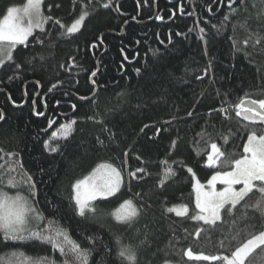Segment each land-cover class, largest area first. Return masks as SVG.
Masks as SVG:
<instances>
[{
  "label": "trees",
  "instance_id": "1",
  "mask_svg": "<svg viewBox=\"0 0 264 264\" xmlns=\"http://www.w3.org/2000/svg\"><path fill=\"white\" fill-rule=\"evenodd\" d=\"M26 2L0 0V21L10 7L22 9ZM105 3L110 7L105 9ZM246 6V12L241 9L238 16L223 21L230 12L227 0H45L42 14L52 19L43 31L30 37L27 46L14 49L11 61L0 66V112L4 114L0 121V177L5 182L10 177L24 181L14 188L5 183L4 190L12 196L29 197L30 176L36 196L29 198L46 218L40 228L59 225L66 229L82 249H91L88 264H99L102 256L107 264H119L120 245L136 251V264H163L165 259L171 264H221L189 260L184 252L191 248L194 254L230 255L250 238L241 232L237 240L221 248L219 231L202 232L197 239L195 232L203 222L189 218L198 211L195 179L206 184L216 171L229 170L227 165L207 166L210 143L221 147L225 159L234 160L243 154L250 132L260 135L264 129L247 125L235 114L242 99H264V52L259 50L264 43L253 51L242 44L244 28L237 26L233 33L237 19L243 23L249 15L255 17L264 4L246 0ZM83 12L88 16L80 30L62 36ZM249 24V30H255V19ZM201 28L206 43L200 39ZM234 35L238 43H234ZM93 71H97L95 86L91 84ZM94 87L95 99L79 100V96L91 97ZM222 107L226 112L215 111ZM73 119L77 123L68 139H54ZM99 121H105L115 134L107 148L96 141L100 136L107 143ZM222 136L227 137L226 144ZM101 164L120 170L124 183L114 196L95 201L96 218L85 220L74 211L73 185ZM11 167L16 168L14 173L9 171ZM138 168L145 172L130 177ZM169 168L174 175L166 177ZM259 195L254 190L246 201L255 204ZM128 200L139 215L122 223L112 214ZM180 205L188 207V216L167 211ZM247 213L245 223L255 225L249 231L258 234L264 230V217L252 208ZM223 230L236 231L227 225ZM92 236L98 239L93 242ZM145 239L147 243L141 245ZM40 258L56 264L65 259L50 245L7 242L0 233V264H30ZM250 261L264 264V246L256 248L245 264Z\"/></svg>",
  "mask_w": 264,
  "mask_h": 264
},
{
  "label": "snow or ice",
  "instance_id": "2",
  "mask_svg": "<svg viewBox=\"0 0 264 264\" xmlns=\"http://www.w3.org/2000/svg\"><path fill=\"white\" fill-rule=\"evenodd\" d=\"M223 3V0H221ZM264 4V0H261ZM42 0H27V4L23 9L10 7L7 10V15L3 21H0V64L5 59L11 61L13 59L12 52L17 45H26L27 38L33 34L34 29L39 28L43 31V24L51 17H45L41 11ZM236 5V7H233ZM254 6V5H253ZM59 7V5H57ZM105 9L110 7V4L105 3L103 5ZM227 7L230 12L223 17V21H228L232 16H238L241 9L247 11L246 0H227ZM212 11L211 8L208 9ZM88 16V12H83L76 19L70 27H67L62 36L71 35L77 33L83 25L85 18ZM255 19V30H249L252 25L249 24V20ZM223 21L221 27H223ZM56 24L64 28L59 20L55 21ZM245 29V38L242 44L247 47L251 46L253 51H256L258 46L264 43V9L256 14L255 17L249 15L243 21L236 20L235 26L233 27V33L236 32V27ZM216 28V25H213ZM220 29H217L219 31ZM200 39L205 41V29L201 28ZM234 43L236 37H233ZM43 44V41H37ZM163 43V41L161 42ZM237 51H242L241 48L237 47ZM264 52V48L259 49ZM156 52H153L155 55ZM245 55H248L246 52ZM43 59V56H41ZM74 59V58H73ZM125 59L127 57L125 56ZM31 62V61H29ZM211 67V65H209ZM139 73V69H136ZM97 71L91 73V77H95ZM207 75V70H205ZM203 77H197L202 79ZM38 83V82H37ZM91 83L95 86L96 81L93 79ZM56 87L55 84L52 85ZM95 87L92 89V96L83 95L79 96L81 101H89L97 97ZM247 96V94H246ZM237 111L236 116H242L245 121L250 123L264 124V99H242L241 102L236 105ZM72 109L76 110V105H72ZM222 113L226 112L223 107L215 109ZM42 115V113H41ZM189 117L193 115L191 111L187 113ZM89 119L95 120V117ZM4 120V114L0 112V121ZM51 123V121H50ZM77 123L76 119L71 120L70 123L65 124L61 128V134L54 135L55 138L67 140L68 137L74 131L73 126ZM100 133H107L105 142L100 136L96 137L97 143L102 148H107L111 143L114 142L115 134L112 133L111 129L106 127L105 121H99ZM166 123H171L166 121ZM147 127V125H145ZM158 134V133H157ZM224 143H227V137H223ZM175 145L173 144V147ZM211 151L207 155V166L211 168H219L227 165L229 170L227 171H216L207 184H202L198 179L195 180L194 192H195V208L198 210L189 218L195 221H202L201 226L195 232V237L200 238L202 232H216L219 231L220 239L219 245L224 248L226 243L230 240H237L241 232L248 233L249 237L246 242L239 244L231 251L230 255H205V254H194L191 248H188L184 255L189 260H203V261H220L221 264H245L250 254L258 247L264 246V230L258 234H252L249 230L253 229L255 225L245 223L249 217L247 209L252 208L260 213L264 217V129L261 130V134L257 135L255 130H252L248 135L247 142L243 147V154L237 159H225V152L221 150V147L217 143L212 142L209 145ZM45 148H49V144H45ZM51 151H57L52 148ZM128 155L127 152L124 153ZM231 155H235L232 153ZM139 159V157H137ZM166 163V162H165ZM22 168V165H20ZM9 171L15 172V169ZM187 171L192 174L195 178V173L191 168ZM144 168H138L135 172H130L129 175L132 178H137V173H144ZM166 177L174 175L172 169H167L165 173ZM28 181V192L29 197H35V184L31 182V177H27ZM23 180H18L16 177H10L6 182L0 177V233H3V239L7 242H21V241H33L41 242L46 245H50L52 250L58 251L62 257H66L62 261V264H88L89 257L91 256V249H82L80 245L71 239L68 232L63 227L56 225L55 228L49 227L48 229H41L40 225L45 221V217L42 212L35 207V202L17 193L12 196L4 190V186L9 188L18 187L22 184ZM123 183V177L121 171L111 164L99 165L91 176L85 180L77 181L73 185L75 192L74 199V211L85 220H94L97 215V208L92 204L96 200H104L108 197L114 196L120 191ZM217 183L224 185L222 190H217ZM237 185L241 187L237 189ZM163 186V182L161 183ZM258 192L259 199L256 200L255 204H249L246 201V197L249 196L253 191ZM243 202V203H242ZM238 206L239 210H238ZM55 204L53 208L55 209ZM58 210V209H56ZM168 212H175L177 216H188V207L186 205L174 206L167 209ZM239 211V214L237 212ZM112 215L115 216L117 221L130 222L134 217L139 215V212L135 210V207L131 200L125 201L119 209L116 210ZM51 225L53 222L48 221ZM227 225L230 229L236 231H224V227ZM241 225H243L241 227ZM98 239L96 236H92L91 240L95 242ZM119 244V238H117ZM141 245L147 243V239L140 242ZM105 248L107 246L105 245ZM23 256V253H12V256ZM107 252L105 253V256ZM167 255V253H165ZM136 251L131 246L120 245L117 252V261L119 264H124L125 261L129 264H136ZM7 264H13L12 261H8ZM16 264H23V261H17ZM30 264H56V261L48 258H40L37 260L30 261ZM99 264H107L104 256L101 257ZM163 264H171L167 259L164 260ZM249 264H252L250 261Z\"/></svg>",
  "mask_w": 264,
  "mask_h": 264
},
{
  "label": "rangeland",
  "instance_id": "3",
  "mask_svg": "<svg viewBox=\"0 0 264 264\" xmlns=\"http://www.w3.org/2000/svg\"><path fill=\"white\" fill-rule=\"evenodd\" d=\"M44 1H45V0H42L41 11H42V6H43ZM26 4H27V2H26ZM26 4H25V5H26ZM23 8H24V7H23ZM23 8H22V9H23ZM3 19H4V18H3ZM2 21H3V20H2ZM44 28H45V23L43 24V29H44ZM36 31H40V29H39V28L34 29L33 34H34ZM33 34H32V35H33ZM32 35H30V36L27 38V41L30 39V37H31ZM27 41H26V42H27ZM17 46H18V45H17ZM17 46H16V47H17ZM13 51H14V50H13ZM12 53H13V52H12ZM6 61H7V59H5V60L3 61V63L6 62ZM3 63H2V64H3ZM2 64H0V66H1ZM112 166H113V165H112ZM10 169H15V171H16V168H14V167H11ZM94 171H95V170H94ZM94 171H93V172H94ZM10 172H11V171H10ZM93 172H92V173H93ZM11 173H14V172H11ZM92 173H91L89 176H91ZM121 175H122V173H121ZM89 176H88V177H89ZM88 177H87V178H88ZM122 177H123V175H122ZM85 179H86V178H85ZM85 179H84V180H85ZM195 180H196V179H195ZM123 183H124V178H123ZM123 183H122V185H123ZM206 184H207V183H206ZM206 184H205V185H206ZM122 185H121V187H122ZM223 187H224V185L219 184V183H217V185H216V189H217L218 191H219V190H222ZM236 187H237V189H238V188H240L241 186H240V185H237ZM120 189H121V188H120ZM117 193H118V192H117ZM117 193H116V194H117ZM74 196H75V192H74ZM108 198H109V197H108ZM96 201H97V200H96ZM94 202H95V201H93L92 204H93ZM132 203H133V202H132ZM133 205H134V204H133ZM134 207H135V210L138 212L137 207H136L135 205H134ZM136 217H137V216H136ZM134 218H135V217H134ZM134 218H133V219H134ZM201 222H202V221H201ZM48 228H49V227H46L45 229H48ZM64 258L67 259L66 257H64Z\"/></svg>",
  "mask_w": 264,
  "mask_h": 264
},
{
  "label": "water",
  "instance_id": "4",
  "mask_svg": "<svg viewBox=\"0 0 264 264\" xmlns=\"http://www.w3.org/2000/svg\"><path fill=\"white\" fill-rule=\"evenodd\" d=\"M93 79H95V77H92V79H91V81L93 80ZM92 84V83H91ZM93 85V84H92ZM97 89V88H96ZM47 96H45L44 97V99H43V102H45V98H46ZM27 99V98H26ZM249 100H251V99H249ZM10 102H11V99H10ZM12 103V102H11ZM240 118L247 124V125H250V126H258V127H260V126H264V124H260V123H250V122H248V121H245L244 119H243V117L242 116H240Z\"/></svg>",
  "mask_w": 264,
  "mask_h": 264
},
{
  "label": "flooded vegetation",
  "instance_id": "5",
  "mask_svg": "<svg viewBox=\"0 0 264 264\" xmlns=\"http://www.w3.org/2000/svg\"><path fill=\"white\" fill-rule=\"evenodd\" d=\"M43 99H44V97H43ZM43 99H42V102H43ZM34 103H35V101H34ZM42 104H44V106H45V102H43ZM36 108H37V106H35V110H36Z\"/></svg>",
  "mask_w": 264,
  "mask_h": 264
}]
</instances>
